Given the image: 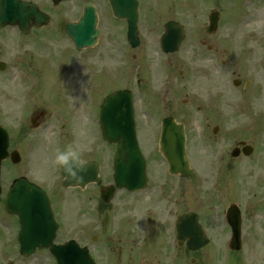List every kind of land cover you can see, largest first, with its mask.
<instances>
[{
  "label": "flooded vegetation",
  "instance_id": "flooded-vegetation-1",
  "mask_svg": "<svg viewBox=\"0 0 264 264\" xmlns=\"http://www.w3.org/2000/svg\"><path fill=\"white\" fill-rule=\"evenodd\" d=\"M76 1L80 2V11L73 21L79 20L83 6L89 2L96 9L97 27L99 28L103 18L111 20L118 25V29L110 32L109 38L122 40L124 45L109 44L113 57L109 54L104 55L112 62L109 67L106 65L107 67L96 70L97 65L95 68L91 65L87 70V66L80 64L75 81L77 96L72 98L67 97L66 93L73 86L65 79L63 65H59L54 60L58 51L54 48L56 38L66 36V26L70 20L59 26L54 23L57 19L49 17L45 25L30 28L26 35L20 33L17 27L10 28L14 30L12 42L16 49L13 50H16L14 51L17 56L16 62L19 64L15 78L22 88H25L18 95L20 99L23 95H26V98L18 106L19 111L12 109V117L17 123L15 122L10 128L1 124L8 133L9 156L1 163L0 180L4 181L7 177L6 180L11 182L13 179L25 177L34 183L30 176L37 174V171L44 172L41 170L43 168H49L47 163L52 153L49 152L50 143L60 152L65 148H71L72 150L62 156L59 164L67 156L74 155L80 162L90 167L98 165L99 182L90 179L83 186L64 188L65 190L62 188V179L59 181L50 179L35 184L47 193L49 199L55 198L53 189L49 190L50 187L57 185L61 186L62 198L66 191L68 194L74 193L75 198L72 203L75 204L76 211L77 240L83 244L89 233V251L96 264H148L146 260H152L153 264H264V259H261L264 254L258 256L255 252L256 236L259 232L255 224L257 218L262 216L261 207H255V204L261 206L263 200V194L259 192V182L264 178V145L255 147L247 144L246 140H232L233 133L241 134L243 130L235 128V122L231 124L226 122V119H219L228 104L222 95L221 99L208 97L205 100L203 108L205 111H203L206 112L204 113L206 128L201 130L198 152L194 155L190 154L189 163L193 165L198 163L202 166L203 177L196 176L190 179L171 176L168 174L166 162L154 155L156 160L149 158L151 161H147L149 176L144 189L133 192L115 189L112 197H109V188L113 181L110 176L107 179L103 172L107 162L111 163L112 154L105 157V160H99L96 148L93 146L100 136L98 118L100 105L107 95L129 90L132 94L136 131L142 132L136 107L137 94L144 93L143 90L139 91L141 83L149 85L151 92L155 87H158V91L161 89L164 91L168 86L166 90L168 95L171 90L169 86L171 75L166 74V81L161 82L159 75L157 77V72L153 70V64L144 66L143 70L138 64L136 70H130L129 58L132 50L143 46V37L149 35L144 33L147 32V26L150 30L153 27L150 37L154 35V38L147 37L153 49L156 46L157 51L166 56L180 51L165 53L159 47L164 26L169 22H179L177 0H137L138 33L135 47H131L128 40L129 22L126 19L115 18L107 0H103V9L94 0ZM36 4L42 9L39 3ZM213 11L219 14L216 26L212 33H209L208 21L206 24L203 23L201 33H204V36L198 39V44L205 47L207 53L220 55V64L224 67L226 63L224 54L227 48L225 39L219 36L221 11L214 9ZM183 25L187 33L188 28ZM49 31L54 35L51 36ZM102 33L99 28L97 45L91 49L98 48ZM104 34L107 37V32ZM7 43L4 39H0V47H6ZM87 50L90 49L77 52ZM3 53L0 51V63L4 64L5 70L8 62L1 58ZM59 56L61 59L65 58V49L59 52ZM147 56L145 54L144 57ZM146 70L147 74H145ZM233 74H236L235 71ZM179 75L182 76V73L179 72ZM235 78L240 79L238 76ZM240 84L241 81L238 85ZM249 84L248 81L244 82L241 94L250 87ZM69 98L74 102H70ZM164 98L167 99L165 102L167 104L175 99L174 96ZM242 99L240 94L234 99L236 110H241ZM56 103L60 106L55 105ZM167 117L178 121L172 114L156 116V126L151 130V135L155 133L159 135L161 121ZM54 119L59 124L55 123ZM211 119L214 123H211ZM184 125L187 134L186 124ZM186 138L188 141V135ZM23 139L24 142L21 143ZM112 151V147L108 145L107 152L112 153ZM12 158H16L17 161L14 162ZM43 162L45 165L41 166ZM213 168L218 170V177L214 176ZM235 169L236 171L232 173L236 179H238L236 175L245 178L242 181L246 186L249 185L250 179L251 192H248V188L245 189L241 182L227 181L230 173L228 175L225 171ZM154 170H160L161 174L155 176ZM37 179L42 180L39 177ZM261 185L264 186V181ZM194 190L203 192L202 198H198L200 200L197 202L193 200ZM103 196L109 197V200L105 201ZM204 204H208L209 209L204 208ZM231 205L236 207L240 221L239 249L236 251L229 248L231 229L225 222V209H220V206L227 208ZM190 213L197 217V222L200 224L198 231H194L192 225L187 227L177 225L179 217ZM4 227L16 231L17 218L12 217ZM181 230L182 232H179ZM97 244L99 246H96Z\"/></svg>",
  "mask_w": 264,
  "mask_h": 264
},
{
  "label": "rangeland",
  "instance_id": "rangeland-1",
  "mask_svg": "<svg viewBox=\"0 0 264 264\" xmlns=\"http://www.w3.org/2000/svg\"><path fill=\"white\" fill-rule=\"evenodd\" d=\"M32 1L39 3L50 17L57 19L56 21L54 20V23L59 26L66 20L73 21L80 11V2L76 0H66L61 5L58 4L57 6H52L50 0ZM94 1L99 4L101 9L104 8L103 0ZM213 9L221 11L219 36L225 39V46L227 48V52L224 54L226 62L224 67L220 64V55L215 56L209 54L204 49L205 47H201V45L198 44V39H202L204 36V33H201L203 28L202 24L207 23L208 14ZM257 13L261 15H256ZM177 20L184 23L186 28H188L185 42L178 53L166 56L157 51L156 46L154 47L155 49H153L150 46L151 42L147 40V37H150L153 27H151L150 30V27L147 26V32L144 33L149 35L143 37V46L137 50H132L129 58L130 70H136L138 64H140L141 70H143L144 66L153 64V70L157 72V77L159 75L161 82L166 81V74L171 75L169 84L171 90L168 92V95L166 94L168 86L164 91L162 89L158 91V87L154 86L155 88L152 89L151 92L149 85L141 83L139 91L143 90L144 93H138L136 99L138 119L140 129L142 130V132L138 134L141 148H144V151H146L145 153L148 154L150 159H157L154 157L157 148V136L154 135L157 133L151 135V130L156 126V116L162 117L167 114H172L178 121L186 124L188 151L192 155L196 154L199 150L198 145L201 143V130L206 128V118L204 114L206 112H204L205 110L203 109L206 103L205 100H207L208 97L221 99V95L225 98L226 104H228L223 113L221 112L219 119H226V122H231V124L235 122L234 127L243 130L241 134L238 132L233 133L232 140H246L247 144H251L255 147L264 145L263 0H177ZM99 28L103 33L98 48L83 52H77L66 36L56 38L54 48L58 51L55 53L54 60L58 62L59 65H63L62 71L63 74H65V79L71 83L68 82L69 85L73 86L70 90H67V97L71 96L74 98L77 96L75 81L77 80L76 74L80 69L81 63L87 66V70L91 65L94 68L95 65H97V68H95L96 70L105 68L107 67L106 65L109 67L112 62L107 57H104L106 54L113 57V52L110 50L109 44L115 46L124 45L121 42L122 40H113L109 38V33L118 29V25L114 24L111 20H105L103 18ZM52 32H54V30H52ZM105 32H107V37L104 34ZM49 33L51 36L54 35L51 31H49ZM60 33L62 35V30ZM0 34L2 36H0V39L2 38L8 42L6 47H0V51L4 52L1 58L6 59L7 62L9 60L6 70L0 72V121L3 125L10 128V126H14L16 122L11 113L16 109L19 111L18 106L21 105L26 95H23L21 99L18 95V93L23 92L25 88H22L17 78H15L19 70V64L16 62L17 57L13 56L15 53L14 51H16L13 50L16 48H14L15 44L12 42L14 30L6 28L1 30ZM150 38H154V35ZM205 41L207 42V40ZM145 42H147L148 46ZM45 45L47 46V42ZM63 49H65V58L61 59L59 52ZM145 54L148 56L144 57ZM80 59H82V61H80ZM233 71H235L236 74H233ZM179 72L182 73V76L179 75ZM147 73L146 70L145 74ZM235 76L241 79V84L236 88L232 85V80ZM150 81L151 79L149 78V82ZM245 81L250 83V87H248L244 94H241ZM105 86L106 84H104V87ZM239 94L243 98L241 100L243 105L241 110H236L234 108V99L239 96ZM165 96H174L175 99L173 102L167 104L165 103L167 100L164 98ZM69 99L70 102H74L73 99ZM28 102H30L29 99ZM55 105L60 106L57 103ZM210 121L214 123L212 119ZM55 123L59 124L56 120ZM100 138H98L96 145L93 146L96 148L98 159L105 160V157H109L111 153L107 152L108 145L101 141ZM23 142L24 139L21 143ZM70 150L72 149L65 148L63 152H60L50 143L49 152L52 153L50 154V158H48L49 163L47 164H49V168L41 169L44 171L41 173L37 171V174L31 175V178L37 179L39 177L42 180H49L53 176L59 177L60 159ZM44 165L45 162L41 163V166ZM105 167V171L103 169L105 174L103 172V175L108 179L111 172L110 164L107 162ZM50 169L51 171L49 172ZM195 169L200 170L198 176L203 177L204 174L201 173L198 163H196ZM210 171L211 169L209 172ZM233 171H236V169L225 171L226 174L230 173V177L227 178V181H231V183L234 180L236 182H241L244 188L246 189L247 187V191L251 192L250 179L248 180L249 185L246 186L242 181L245 178L236 175L238 177V179H236L232 173ZM154 174L158 176L161 174L160 170H154ZM262 181H264V178H262ZM261 182H259V192L261 191L260 193L263 194V200L261 206H258L257 203L255 204V207H261L260 212L262 215L260 218H257L255 224L259 231L257 236L255 235V252L258 253V256L264 254V186L261 185ZM60 188L61 186L57 185L55 187H50L49 190L53 189L52 193L53 197L55 196L57 205L61 204V207L56 209L59 218H61V222H63L59 238H66L75 235L74 223L76 221V211L74 212L75 204L72 203L75 197H73V192H69L71 195L67 193L64 195V198H62V190ZM202 193L203 192L194 190L192 195L193 200L195 202H197V200L199 201L200 199L198 198H202ZM227 203L228 202H226V204ZM195 205L196 203H194V206ZM190 207L192 206H189V208ZM203 207L209 209L208 204H204ZM71 211L75 214H69ZM0 212L1 216H3L2 210ZM12 235L13 232L7 231L6 228L0 226V264H8L10 261L13 264H55L46 250H42L41 252L38 251L28 259L20 258L21 256L15 249L14 236L11 240ZM96 246H99V244ZM261 259H264V257H261ZM146 263L153 264V261L146 260Z\"/></svg>",
  "mask_w": 264,
  "mask_h": 264
},
{
  "label": "water",
  "instance_id": "water-1",
  "mask_svg": "<svg viewBox=\"0 0 264 264\" xmlns=\"http://www.w3.org/2000/svg\"><path fill=\"white\" fill-rule=\"evenodd\" d=\"M58 1L60 0H54V2ZM114 3L117 7L118 15L128 18L129 39L132 46H135L137 2L136 0H114ZM118 6H121L122 10ZM43 18H45V15L40 13L36 7L31 4L21 3L19 0H0V26L17 24L21 28H28L32 24L39 23V20ZM95 25L96 14L90 5L85 6L80 21L67 25V34L74 42L77 49L95 45L99 34ZM174 26L177 25L175 23H170L166 26L167 32L161 40L163 50L168 52L176 50L183 38L182 29L178 26L176 30ZM118 96L119 94L117 96H111L105 102L103 109L105 121H110V118H112L110 113H107L106 110L110 105L115 104L116 100L119 98ZM128 128L130 131L125 135L108 134L107 129H105L103 137L105 140L117 144V150L114 156V178L116 186L127 187L133 190L144 185L145 165L139 153L133 128L130 127V123ZM159 144L160 152L167 160L170 172L173 174L180 173L182 176L187 175L189 170L184 151L183 128L180 125H176L172 120L165 119L162 125ZM3 155L4 154H2V156ZM77 175L80 176L81 181L73 180ZM86 175L85 168L79 166L76 158L71 157L64 160L62 176L69 179L65 182L66 186L83 185L87 181L86 179L82 180ZM94 176L95 173H93L91 178H89L90 176L88 178L95 179ZM25 190L24 184L20 182L15 183V186L11 189L10 198L7 201L9 207H11L10 211L18 213L21 221L23 219L25 223L29 224L37 221L40 222L35 228L30 227L27 232L24 228L21 232V253L23 255H28L33 252L36 247H50V251L57 258L58 264H92L86 251L78 249L73 242L65 244L64 246L52 247L56 227L54 226L47 201L42 198L41 203L37 193L29 190V187L27 188V190H29V195L22 197L21 195ZM189 223L195 227L196 219L193 217L192 221L189 220ZM233 226H235V222H233ZM236 231L238 235V228ZM235 247L237 246H233V248Z\"/></svg>",
  "mask_w": 264,
  "mask_h": 264
},
{
  "label": "bare ground",
  "instance_id": "bare-ground-1",
  "mask_svg": "<svg viewBox=\"0 0 264 264\" xmlns=\"http://www.w3.org/2000/svg\"><path fill=\"white\" fill-rule=\"evenodd\" d=\"M256 15H261L260 13H257Z\"/></svg>",
  "mask_w": 264,
  "mask_h": 264
}]
</instances>
